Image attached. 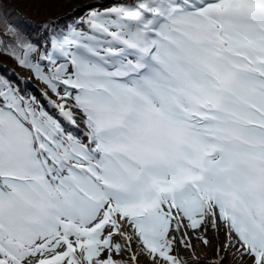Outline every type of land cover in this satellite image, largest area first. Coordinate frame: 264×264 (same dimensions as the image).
Segmentation results:
<instances>
[{
	"label": "snow or ice",
	"instance_id": "snow-or-ice-1",
	"mask_svg": "<svg viewBox=\"0 0 264 264\" xmlns=\"http://www.w3.org/2000/svg\"><path fill=\"white\" fill-rule=\"evenodd\" d=\"M85 23L43 52L0 39L77 129L0 77V264H187L176 234L209 227L264 264V0H130Z\"/></svg>",
	"mask_w": 264,
	"mask_h": 264
},
{
	"label": "rangeland",
	"instance_id": "rangeland-1",
	"mask_svg": "<svg viewBox=\"0 0 264 264\" xmlns=\"http://www.w3.org/2000/svg\"><path fill=\"white\" fill-rule=\"evenodd\" d=\"M66 1V0H65ZM121 2H130V0H91L88 2H85L80 6V8L76 11L71 12V7L73 3H69L67 6L66 12H61L58 16H52L44 19H39L38 21L33 20L32 18H27L29 22V33L32 32V29L34 28L35 32H41L45 28L47 29L48 38L52 37L53 33L60 32V31H68L69 29H76L79 31H88V26L85 23L87 20V15L90 10L96 9L103 11L108 7H111L114 4L121 3ZM25 3V4H24ZM36 0H0V20H5L8 18L7 13H5L7 6L13 7V13L21 14V16H25L22 14L20 10L17 8L21 7L25 11L31 10L30 6L34 9L36 6ZM32 11V10H31ZM70 16L69 19H65L67 16ZM79 20L76 22L74 20V17ZM73 20V21H72ZM47 27H50L48 29ZM51 33V36H50ZM49 46V42H43L38 48L41 52L44 51L46 46ZM62 62V61H61ZM10 67V66H9ZM8 71L13 70V66L10 68H7ZM27 73V74H26ZM24 72L23 70H20L18 73L12 74V80L19 85V88L21 89L20 95L23 96L25 99H31L33 98L32 95L35 96V100L37 103V106H42L44 110L46 109L50 112L51 115L58 118L59 113L58 111L52 106V104L49 102L50 97L52 100H55L56 97L54 94H52L47 86L43 84L41 81L37 80L32 72ZM18 92H20L18 90ZM48 92V97H45L44 93ZM61 118V117H60ZM66 125V122H62ZM71 126V125H70ZM73 127V126H72ZM71 131L76 132L77 130H73L72 128H68ZM82 129V130H81ZM84 129L80 125L79 131L82 132ZM188 231V237L191 239L192 247L187 250V254L182 251L184 248L180 244L179 234L177 235V243L174 248V255H178L181 259L187 262V264H251L250 259L247 256L240 257L238 253H236V250L232 247H228L227 249L224 248L226 237L223 233V231H220L219 233L214 231L211 227L207 229V231H204L203 228L198 230H187ZM205 236L209 243L205 245L200 239L197 237L199 236ZM115 240L118 242L119 237H115ZM105 256L107 253L104 254ZM127 255H121L118 256L115 253H113L114 259H127ZM146 260L151 264V261L146 256H140L139 257V264H142V260ZM230 259V261H228Z\"/></svg>",
	"mask_w": 264,
	"mask_h": 264
},
{
	"label": "trees",
	"instance_id": "trees-1",
	"mask_svg": "<svg viewBox=\"0 0 264 264\" xmlns=\"http://www.w3.org/2000/svg\"><path fill=\"white\" fill-rule=\"evenodd\" d=\"M36 2V6H33L35 7L34 9L30 6L32 11H25L21 7L17 8L22 12L23 15H25L24 17H22L21 14L18 13V11L17 13H13L12 6H7L5 13H7L8 18H6L5 20H0V39L13 44L15 43L12 37L5 34L6 26L11 25L15 29H17L27 41H30L39 47L37 43V36H34L33 38H28L24 34L25 30L29 25L27 18L30 17L33 20L38 21L42 18L46 19L48 18V16H58L59 14H61V12H66L68 3L65 0H36ZM43 32H45V30ZM9 66H14L16 71H30L26 68L21 67L14 58H12L10 55H6L5 52L0 49V77L10 82V79L8 77L10 71L7 70V68H10Z\"/></svg>",
	"mask_w": 264,
	"mask_h": 264
},
{
	"label": "bare ground",
	"instance_id": "bare-ground-1",
	"mask_svg": "<svg viewBox=\"0 0 264 264\" xmlns=\"http://www.w3.org/2000/svg\"><path fill=\"white\" fill-rule=\"evenodd\" d=\"M88 1H91V0H66V2L69 4V3H73L72 5H70V7H71V12L70 13H72L73 11H76V10H78L79 8H80V6L82 5V4H84L85 2H88ZM70 18V16L68 15L65 19H69ZM181 244V243H180ZM182 245V244H181ZM183 246V245H182ZM135 247V246H134ZM184 247V246H183ZM189 248H186V247H184L183 249H182V251L184 252V253H186L187 254V250H188ZM127 257V256H126ZM141 260H142V264H149V262L148 261H146V260H143L142 258H141ZM228 261H230V259L228 260Z\"/></svg>",
	"mask_w": 264,
	"mask_h": 264
}]
</instances>
